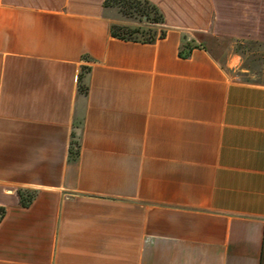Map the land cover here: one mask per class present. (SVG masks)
<instances>
[{"label":"crops","instance_id":"obj_1","mask_svg":"<svg viewBox=\"0 0 264 264\" xmlns=\"http://www.w3.org/2000/svg\"><path fill=\"white\" fill-rule=\"evenodd\" d=\"M105 1L0 0V264H264V84L213 0H148L154 44Z\"/></svg>","mask_w":264,"mask_h":264},{"label":"rangeland","instance_id":"obj_2","mask_svg":"<svg viewBox=\"0 0 264 264\" xmlns=\"http://www.w3.org/2000/svg\"><path fill=\"white\" fill-rule=\"evenodd\" d=\"M213 4V31L198 36L201 44L223 62L239 56L240 79L264 84V0H213ZM118 15L126 22L140 24Z\"/></svg>","mask_w":264,"mask_h":264},{"label":"trees","instance_id":"obj_3","mask_svg":"<svg viewBox=\"0 0 264 264\" xmlns=\"http://www.w3.org/2000/svg\"><path fill=\"white\" fill-rule=\"evenodd\" d=\"M105 8H117L122 17L126 19L138 20L139 23H146L149 26H130V25H112L111 34L114 38L124 41H134L145 44H154L159 39L166 36L164 30L158 31L155 26L163 25L165 18L161 10L148 0H106ZM196 48L191 43H186L180 55L182 57H189L192 50ZM90 68H83L79 79V91L85 95L88 94L87 75ZM71 160L79 158L80 155V142L76 135H73L71 142ZM21 201L24 206L29 205L33 199L34 194L29 192H20ZM3 212L0 213V218Z\"/></svg>","mask_w":264,"mask_h":264}]
</instances>
